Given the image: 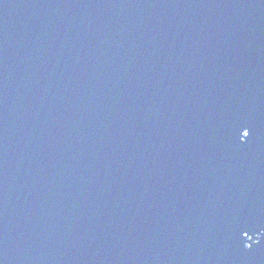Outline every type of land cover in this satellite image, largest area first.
Masks as SVG:
<instances>
[{"label":"water","instance_id":"95a60500","mask_svg":"<svg viewBox=\"0 0 264 264\" xmlns=\"http://www.w3.org/2000/svg\"><path fill=\"white\" fill-rule=\"evenodd\" d=\"M0 264H264V0H0Z\"/></svg>","mask_w":264,"mask_h":264},{"label":"bare ground","instance_id":"6f19581e","mask_svg":"<svg viewBox=\"0 0 264 264\" xmlns=\"http://www.w3.org/2000/svg\"><path fill=\"white\" fill-rule=\"evenodd\" d=\"M255 238H251L250 244H252V242L254 243Z\"/></svg>","mask_w":264,"mask_h":264}]
</instances>
